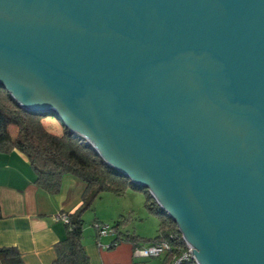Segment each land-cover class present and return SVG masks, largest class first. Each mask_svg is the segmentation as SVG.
<instances>
[{
	"label": "water",
	"instance_id": "obj_1",
	"mask_svg": "<svg viewBox=\"0 0 264 264\" xmlns=\"http://www.w3.org/2000/svg\"><path fill=\"white\" fill-rule=\"evenodd\" d=\"M0 89L145 188L196 264H264V0H0Z\"/></svg>",
	"mask_w": 264,
	"mask_h": 264
},
{
	"label": "trees",
	"instance_id": "obj_2",
	"mask_svg": "<svg viewBox=\"0 0 264 264\" xmlns=\"http://www.w3.org/2000/svg\"><path fill=\"white\" fill-rule=\"evenodd\" d=\"M13 151L27 159L34 174L33 183L52 196L59 193L64 175H71L86 185L81 206L74 213L67 214L69 221L64 223L66 236L56 244L52 264H86L88 257L82 243L84 210L103 193L124 196L129 190L142 191L147 195L145 208L159 219L157 234L154 238H144L134 231L122 230V225L127 222L125 217L110 228L116 235L110 247L123 241L130 243L134 250L165 241L170 247L169 252L161 256L165 264H175L186 252L177 225L167 217L145 188L131 183L128 178L107 166L89 145L73 137L49 111H23L0 89V155ZM95 225L102 226L97 220ZM96 231L100 236L98 229ZM0 264H23V260L15 247H2ZM179 264L196 263L190 258L181 260Z\"/></svg>",
	"mask_w": 264,
	"mask_h": 264
},
{
	"label": "crops",
	"instance_id": "obj_3",
	"mask_svg": "<svg viewBox=\"0 0 264 264\" xmlns=\"http://www.w3.org/2000/svg\"><path fill=\"white\" fill-rule=\"evenodd\" d=\"M33 182V171L22 154L13 151L0 155V248L15 247L23 264H52L55 246L66 236L64 223L56 221L55 215L74 213L81 206L86 185L64 175L59 193L52 196ZM94 230L82 239L86 264H165L162 257L134 258L128 242L110 247L116 238L114 232L99 236Z\"/></svg>",
	"mask_w": 264,
	"mask_h": 264
},
{
	"label": "rangeland",
	"instance_id": "obj_4",
	"mask_svg": "<svg viewBox=\"0 0 264 264\" xmlns=\"http://www.w3.org/2000/svg\"><path fill=\"white\" fill-rule=\"evenodd\" d=\"M146 198L145 192L131 190L126 196L101 194L82 214L83 238H87L90 232H95V220L111 228L117 220L122 218L124 220L125 217L127 222L122 225V230L134 231L145 238H154L157 234L159 219L146 210Z\"/></svg>",
	"mask_w": 264,
	"mask_h": 264
},
{
	"label": "built area",
	"instance_id": "obj_5",
	"mask_svg": "<svg viewBox=\"0 0 264 264\" xmlns=\"http://www.w3.org/2000/svg\"><path fill=\"white\" fill-rule=\"evenodd\" d=\"M55 220L61 221L63 223H68L69 221L68 216L62 213H57L55 215ZM95 228L98 229L100 235H105L110 230V228L107 225H102V226L95 225ZM169 250H170L169 244L165 241H160L143 248L134 249L133 257L138 259L158 258L169 252ZM190 258L192 259L191 250L186 246V252L182 255L181 258L175 261V264H179V262L183 259H190Z\"/></svg>",
	"mask_w": 264,
	"mask_h": 264
}]
</instances>
